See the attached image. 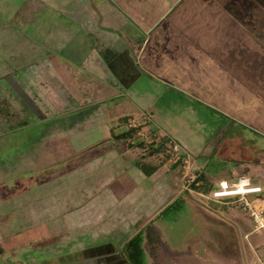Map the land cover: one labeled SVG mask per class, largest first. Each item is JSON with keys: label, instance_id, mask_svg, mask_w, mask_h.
<instances>
[{"label": "crops", "instance_id": "0c3cea01", "mask_svg": "<svg viewBox=\"0 0 264 264\" xmlns=\"http://www.w3.org/2000/svg\"><path fill=\"white\" fill-rule=\"evenodd\" d=\"M135 2L114 0L93 7L89 0H63L62 10L54 8L65 18L63 23L54 24L53 31L47 30L41 43L24 46L10 60V53L0 54V79L6 82V86L0 83V135L5 132L4 126L23 122L29 113L48 127V133L30 150L27 162H21L45 175L35 186L36 194L24 193L0 205V260L17 253L22 238L28 236L22 233L24 224L35 226V217L44 213H54L55 222L64 219L67 231L61 236L55 235L56 224L52 228L56 238L73 241L80 250L86 249L85 257L95 255L104 262L110 259L118 264H141L139 256L144 251L152 264H257V257L264 254L256 237L247 241V246L232 244L230 237L225 246L181 250L159 246V235L151 226L153 217L182 197V188L195 195L199 191L186 187L178 175L173 184L178 171L171 179L170 168L175 163L157 164L154 172L145 175L136 163L155 166L150 158L163 154L149 156L146 149L135 147L143 152L135 158L129 150H121L123 142L113 139L127 129L130 117L143 112L148 104L132 101L127 114L114 116L107 113L104 104L117 97L121 71L137 61L159 67L168 51H181L183 42L179 40L178 44L176 39L184 35L177 30L206 31L203 38L209 55L219 56L215 45L228 42V47H223L228 56L223 54L222 62L230 87H235L232 90L240 87L243 92L238 99L243 105L240 118L245 120L239 127L255 134L248 139L239 127V133L234 132L242 143L237 148L244 149L235 170L258 185L264 183V0ZM168 32L171 40L166 39ZM37 65L44 66L42 74ZM27 66L36 67L35 86L31 84L35 99L25 89L23 79L13 74L15 67L26 71ZM255 97L263 108L249 105ZM167 130L180 142H189L186 145L194 147L199 141L186 135L179 138L177 130ZM199 150L196 146V152ZM199 174L209 181L205 168ZM127 210L131 215L124 214ZM140 220L144 225L133 232L132 225ZM128 221H133L132 225ZM139 235L146 245L128 244ZM97 246L102 249L93 252ZM119 252L124 255L121 260L114 258ZM105 254L111 257L107 259Z\"/></svg>", "mask_w": 264, "mask_h": 264}, {"label": "rangeland", "instance_id": "374dc122", "mask_svg": "<svg viewBox=\"0 0 264 264\" xmlns=\"http://www.w3.org/2000/svg\"><path fill=\"white\" fill-rule=\"evenodd\" d=\"M89 1L93 7L102 3H114V0ZM54 8L62 10L63 0H0V54L6 56L10 53L7 57L10 60L16 57L24 46L41 43L46 31H53L54 24L63 23L65 19ZM163 23L164 21H161V25ZM188 30L190 29L177 30L185 36L176 39L178 44L179 40L183 42L182 47H179L181 51L175 53L168 51L166 59L159 67L151 68L143 61H137L130 69L121 71L123 76L119 77L120 90L119 92L115 90L117 97L104 104L107 113L113 116L127 114L129 106H133L132 101L136 104H148L143 112L130 117L131 119L146 118L144 120L146 125L144 130L142 129L144 136L143 131H138L132 143H137L144 137L152 142H158L166 135L172 139L180 148L177 153H172L166 143V151L169 153L165 151L162 153L163 157L150 159L155 165L163 164L165 161H168L169 165L175 163V166L170 168L171 179L175 170L179 173H176L173 184L180 176L184 185L189 187L197 173L204 168L210 183L223 178L236 180L240 174L235 170V165L242 161L244 149L239 148L242 143L237 141L238 136L234 132L239 133L237 127L244 125L245 117L240 118L243 105H240L238 99L243 92L240 87L232 90L235 87L234 85L230 87L227 69L222 62L223 54L228 56V52H224L223 49L228 47V42L215 45L216 52H220L219 56L209 55L206 40L203 38L206 31L200 30L195 33ZM171 35L168 32L166 39L171 40ZM18 61L16 66L20 65ZM30 62L26 64L30 66ZM28 66L25 68L26 71L15 67L13 74L18 79H23L25 89L35 99V87H32L35 86V70L36 67L39 68V73L42 74L44 66ZM0 83L6 86L4 80L0 79ZM254 99L255 101L249 105L263 108L262 103L257 102L259 98ZM23 119L22 123L4 126L5 132L0 135V205L4 202L9 203L24 193H31L29 195L33 196L37 191L35 186L45 178L43 171L31 170L21 162H27L30 150L39 144L38 139L41 136L48 133L47 124L35 119V115L31 113ZM150 124L156 130H151ZM167 128L177 130L179 138L186 135L195 137L199 141L195 142L194 147L186 145L189 142H184L185 144L180 142L168 132ZM239 128L244 130L246 138L255 137L250 130ZM159 130L162 132L160 133ZM196 146L200 148L198 152ZM120 148L122 151L129 150L135 158L143 153L139 149L127 148L124 143H120ZM180 159L187 162L179 161ZM176 160L178 162H175ZM260 186L264 189V183H260ZM182 194V197L180 196L169 207H165L157 217H153L151 226L159 235V246L179 250L189 247L201 249L203 246L211 247L215 244V246H225L226 242L229 243V237L232 244L247 246V241L252 242L256 237L264 249V234L247 235L251 231V225L241 205L204 202L186 188H182ZM41 205H44V202ZM135 213L137 214V211ZM53 214L44 213L35 217V226L30 225L31 223L24 224L22 233L28 236L22 238V244L16 248L17 253L13 256H5L0 260V264H118L110 259L104 262L102 258L101 262V259L97 260L95 255L92 256L93 258L88 257L90 254L85 257L86 249L80 250L73 241L56 238L55 235L61 236L67 231V227L64 219L55 222ZM124 214L131 215V212L127 210ZM132 222L128 221V224L132 225ZM55 224L56 231L52 230ZM142 225L144 221L140 220L137 224L134 223L131 229L135 232ZM142 237L141 235L139 241H136L141 247L147 243ZM101 249L102 246H97L92 251L97 252ZM120 252L114 257L117 260H121L120 257L124 256ZM103 256L108 259L111 254ZM139 258L141 264H152L149 254H144V251Z\"/></svg>", "mask_w": 264, "mask_h": 264}, {"label": "built area", "instance_id": "2783aa9c", "mask_svg": "<svg viewBox=\"0 0 264 264\" xmlns=\"http://www.w3.org/2000/svg\"><path fill=\"white\" fill-rule=\"evenodd\" d=\"M144 120H146L144 117L132 118L128 121L126 128L143 131L146 125ZM142 134L144 136V131ZM141 140L152 143L146 137ZM167 145L172 153H177L180 149L172 139L168 140ZM197 196L204 202L241 205L251 223L250 234H264V189L249 177L240 175L236 180L220 179L212 185L207 194L197 192ZM257 264H264V254L257 257Z\"/></svg>", "mask_w": 264, "mask_h": 264}, {"label": "trees", "instance_id": "16d2710c", "mask_svg": "<svg viewBox=\"0 0 264 264\" xmlns=\"http://www.w3.org/2000/svg\"><path fill=\"white\" fill-rule=\"evenodd\" d=\"M137 129H131V128H127L123 133L113 137L114 140L119 141V142H123L126 143L128 148H141V149H146L148 151V155L149 156H153L155 154L158 153H164L166 151V147L165 144L168 142L169 138H167L166 136H163L160 139V142H158V144H154V143H146L144 141L132 144L131 140L134 139L136 133H137ZM176 162H178V160H176ZM137 167L147 176H149L152 172H154L157 168V165L155 166H149V165H145L143 163L137 162L136 163ZM148 166V167H146ZM194 190L200 191V192H208L210 187H211V183L205 178V176L203 174H199L197 175V177L195 178V180L191 183L190 185ZM140 236V235H139ZM134 237L131 241H129V245H136L139 246L136 241H139L140 237Z\"/></svg>", "mask_w": 264, "mask_h": 264}]
</instances>
